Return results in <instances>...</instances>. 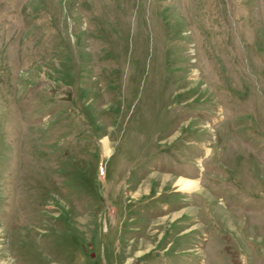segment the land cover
Here are the masks:
<instances>
[{
  "label": "rangeland",
  "instance_id": "rangeland-1",
  "mask_svg": "<svg viewBox=\"0 0 264 264\" xmlns=\"http://www.w3.org/2000/svg\"><path fill=\"white\" fill-rule=\"evenodd\" d=\"M0 264H264V0H0Z\"/></svg>",
  "mask_w": 264,
  "mask_h": 264
},
{
  "label": "bare ground",
  "instance_id": "bare-ground-1",
  "mask_svg": "<svg viewBox=\"0 0 264 264\" xmlns=\"http://www.w3.org/2000/svg\"><path fill=\"white\" fill-rule=\"evenodd\" d=\"M177 186L179 187V191H182V190L184 191V190H189L191 188H194L195 187V183H193V182H185L183 180H178L177 181Z\"/></svg>",
  "mask_w": 264,
  "mask_h": 264
}]
</instances>
